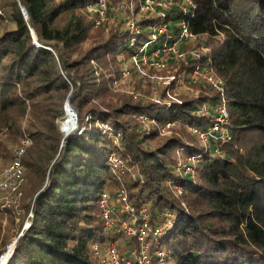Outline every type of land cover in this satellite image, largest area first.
Wrapping results in <instances>:
<instances>
[{
    "label": "trees",
    "instance_id": "16d2710c",
    "mask_svg": "<svg viewBox=\"0 0 264 264\" xmlns=\"http://www.w3.org/2000/svg\"><path fill=\"white\" fill-rule=\"evenodd\" d=\"M96 1L0 0V154L9 155L7 135L24 120L35 147H43L41 155L25 151L21 200L4 208L12 231L0 248L16 237L6 264H111L104 253L111 242L118 264H141L137 235L105 229L100 214L97 201L107 191L115 214L130 222L121 188L133 206L134 228L143 203L152 228L162 211L175 216L160 235L146 237L148 264H159L157 250L161 264H264V0H190L186 11L169 5L163 21L171 36L155 40L149 25L159 16L135 17L137 33L126 25L133 12L116 13L117 1L107 0L99 21L86 10ZM182 20L199 57L187 52L161 73L183 72L186 88L177 90L172 81L157 88V100L144 88L151 89L148 80L130 82L144 88L142 97L116 89L113 81L123 79L120 52L150 54L177 36ZM195 64L219 77L220 88L191 80ZM67 98L77 126L64 136L54 121ZM218 106L227 133L200 142L192 129L208 131ZM42 110L52 120L38 125ZM139 114L151 120L147 130L137 123ZM110 154L122 159L123 171L113 169ZM190 154L195 171H176L175 163Z\"/></svg>",
    "mask_w": 264,
    "mask_h": 264
},
{
    "label": "built area",
    "instance_id": "2783aa9c",
    "mask_svg": "<svg viewBox=\"0 0 264 264\" xmlns=\"http://www.w3.org/2000/svg\"><path fill=\"white\" fill-rule=\"evenodd\" d=\"M152 2V0H149ZM183 2H177V1H160V0H154L155 3L153 5H150L151 9H159L160 11H163V6L166 4L177 6L178 8L182 9L183 11H186L187 5L191 4L190 0H182ZM144 2V0L142 1ZM101 4L102 0H97L95 4H88V10H91L93 8L97 9L98 18L99 14L101 13ZM103 13V12H102ZM162 14V12H161ZM103 15V14H102ZM101 16V15H100ZM159 16V15H158ZM162 16H166V12L164 10V14ZM161 16L160 21L155 24L149 25V35L151 39H157L158 37L162 36L160 31L158 29L161 25L160 23H163V17ZM103 17V16H101ZM160 17V16H159ZM100 19V18H99ZM98 19V20H99ZM97 20V21H98ZM96 21V22H97ZM128 24L130 27H128L133 32H139L140 27L136 24V21L133 17H130L128 20ZM180 30L177 36L171 41V42H163L160 48H157L153 51H151L150 54H143L141 55L142 59L144 56L155 54L158 56L157 61L154 64V66H162L163 58L167 55L170 56V58H177V59H184L186 56L185 50H182L179 45L182 43L187 42V40H193L195 38V35L191 33L188 28L187 24L184 20L180 23ZM167 28V26H166ZM167 32H169V29L167 28ZM160 35V36H159ZM171 36L170 33H168V36H163L164 38H169ZM133 44V39H130L129 45L131 46ZM148 42L144 43L143 50H146ZM190 54L193 55L194 58L199 57V53H195L192 49L189 50ZM123 53V52H120ZM135 59L137 58L135 54L131 55ZM190 79L193 81L203 80L207 83L211 84L212 86L216 88H220L221 85V79L217 76H215L211 70L199 66V64H195L194 68L191 70L190 73ZM134 97L138 96V93H133ZM157 99V98H155ZM202 110L204 112L207 111V107H202ZM217 116H215V120L213 124L210 126L208 131H202L198 129H192L193 132L196 133V135L202 139L203 142H206L209 135H214L215 133H220L222 137L226 135L227 130L225 128V125L227 124V118L225 116V109L224 106H218L217 107ZM143 115H141L142 117ZM171 123H166L160 128V131L162 133H165L168 131L169 125ZM30 144V140L28 138L24 139L20 144H18L14 149L12 153V158L10 163L7 165V167L3 171V175L0 178V189L7 191L9 195L7 198V206H10V202L14 203L17 200L19 192L20 184L23 180V173H24V166L22 163V157L27 149V146ZM108 160L110 161L113 169L118 171H123L125 168V165L122 161V159L114 154H110L108 157ZM196 162V158L194 155H188L184 159H179L175 163V170L176 171H182L184 174L186 173H192L194 172V164ZM169 184V181H167ZM177 189L179 190L180 187L177 186ZM17 193V194H15ZM118 198L121 201V207L122 210L129 213L131 218L130 222L125 219H121L120 217L116 216V200L111 198L109 193L107 191H102L100 193V196L98 198V206L100 208V214L102 217L104 228L111 231V232H120L122 231L125 234H135L137 235V238L140 242L139 246V253L137 255V259L141 264H148L149 263V256H148V247H149V240L146 239V237L149 235V233L152 232L153 235H160L164 230H166L169 227V222L175 220V216L169 214L168 211H162L159 213V217L161 218V221L158 222L153 228L150 227V225L147 222V217L144 212L145 209V203L141 205L140 213L141 216V222L138 223L137 228H134L133 223L135 218L133 216V206L127 201V194L124 189L119 190V196ZM15 242V239L12 240L11 243L8 244V247L13 246V243ZM93 248L95 251L99 250L98 244L95 242L93 243ZM8 251V250H7ZM104 253L105 257L108 259L111 264H118L121 260V257L118 254L117 248L113 242L107 244L104 246ZM134 253V251H133ZM156 256L158 257V263H162L163 259V251L157 250L155 252ZM0 255V264H1V257ZM129 262L128 260L126 261ZM3 264V263H2Z\"/></svg>",
    "mask_w": 264,
    "mask_h": 264
},
{
    "label": "rangeland",
    "instance_id": "374dc122",
    "mask_svg": "<svg viewBox=\"0 0 264 264\" xmlns=\"http://www.w3.org/2000/svg\"><path fill=\"white\" fill-rule=\"evenodd\" d=\"M116 1H117L116 13H121L124 9H128L130 13L133 12L132 17H134V19H135V17H138V15H140V14H147L150 16H158L159 15L160 16L159 20H160L162 14H164V9H167L169 7V5L166 4L165 6H163L164 7L163 11H160L159 9H156V10L151 9L150 5H153V3H155L154 0H152L153 3H151V1H149V0H144V2H142L143 0H116ZM160 1L167 2L170 0H160ZM106 3H107V0H102L101 10H100L101 13L99 14L100 19L98 18L99 21L104 19L105 15H106ZM135 7L137 9H135ZM86 10L88 12H97V9H95V8L88 10V6L86 7ZM161 12H162V14H161ZM97 15H98V13H97ZM100 15L103 17H101ZM163 18L166 20L165 16ZM97 23H98V21L95 22V24H97ZM160 24L161 25L159 26L160 28L158 29V31H160L162 36H168L169 32H167V28H166L167 22L165 21V22L160 23ZM126 25H127V27H130L128 22L126 23ZM0 28H1V26H0ZM92 28L95 29V27H92ZM190 41L188 40V42H187L188 46L186 47L184 52L190 53L189 50L192 49L193 51H195V53H199L198 48L192 47L193 40H190ZM119 57L122 59V61H121V74H122V78L124 79V81H123V79L120 80L121 82L119 80H114L113 83H114V87L116 89H119L120 91L129 92L133 95V97H134L133 93H138V97H142L145 95V91L143 90L145 88V90H148L149 92L152 91L151 96L149 98L154 100L155 98L158 97V95H157L158 91L157 90L159 88H161L163 85H167L168 83H171L172 81L174 82L173 84H174L175 89L180 90L182 88H186L187 82L184 79L185 76H184L183 72L178 73V74H172V75L161 73V70L164 67H167L168 64H170L169 61H171V60H184V59L170 58V56L167 55L165 57H162L163 62H164L162 64V66H154L153 63H155L157 61L156 59H158V56H156L155 54L150 55L149 57H148V55H146L142 59H138V58L135 59L133 56L127 57L126 54L120 53ZM169 67H171V66H169ZM132 71L134 72V75H132ZM138 79H141V80L144 79L146 81L148 80V83L151 85V89H146V87H144V88L142 87L143 89L132 88L130 82H132L134 80H138ZM122 83H124V85H122ZM169 93H170V90H169ZM51 99H55L53 101V102H55L57 98L52 97ZM65 102H66V100H65ZM65 102L63 105L64 109H65ZM67 109H69V108H67ZM45 113H46L45 110L41 111V114L39 116L40 121H38L37 119H34L38 123V125L43 124V123H48V121L52 120V114H51L52 112L46 113V115H44ZM66 115H67V111H66ZM66 115H65V110H64V114L62 115V117L56 118L54 121L57 124L59 131H61L59 121H61V118L62 119L65 118ZM141 115H143V116L141 117ZM73 119H74V114H73ZM136 121L145 130H147L149 128L150 124L152 123L151 120L148 119L147 116L144 114L137 115ZM74 122H75V120H74ZM24 125H25V120L21 122L19 131L16 130V127H12L13 130H10V128H9V130L11 132L9 135H7V145H8L7 148L9 150V155L6 157V156H2V154H0V178L3 175L4 169L7 167V165L11 161L10 158H12L11 156H12L13 149L18 144H20L24 139L28 138L30 140V144L27 146L28 150L26 149L27 153H29V151H30V154H31L33 150L35 151V149H36L37 155H41L43 153L41 151V150H43V147H40L37 145L35 147V143L32 142L30 136H28L27 133L25 132ZM72 129L70 130V132L73 131ZM63 135H64V133H63ZM197 138L199 139L200 142H203L202 139L199 138L198 136H197ZM194 171H195V169H194ZM22 183H25L24 176H23V180L20 184V187L18 188L20 194H18L17 200L14 203L10 202V206H7V198H6L9 195V193L7 191L0 189V225L2 226L0 228V242H2L5 238V236L8 234V231H7L8 229H9V231H12V230H10V229H12V223L10 222L9 212L4 208H9V207L15 208L18 206V204L21 200V196H22V192H21ZM15 194H17V193H15ZM116 216H118L117 213H116ZM16 218L19 219V216ZM18 219H16V220H18ZM29 224H30V220H25L23 227L27 228ZM15 238H16L15 235L11 236L10 241L5 243L4 246L2 248H0V255L5 254L4 252L6 251L8 244L11 243L12 240H14Z\"/></svg>",
    "mask_w": 264,
    "mask_h": 264
},
{
    "label": "water",
    "instance_id": "95a60500",
    "mask_svg": "<svg viewBox=\"0 0 264 264\" xmlns=\"http://www.w3.org/2000/svg\"><path fill=\"white\" fill-rule=\"evenodd\" d=\"M22 12H23L24 16L27 15L26 9H25L24 7H22ZM31 35L33 36L34 39L37 38L36 33H35V31H34L33 29H31ZM67 108L71 109V112H72V113L74 114V116H75V122H74V124H73V129H74V128H76V126H77V113H76V111L73 109V107L71 106V103H70V99H69V98H67V100H66V102H65V109H64V110H65V115H66V109H67ZM60 122H61V121H59V124H60ZM60 130L64 133V136L70 133V131H67V129H66L65 127L63 128L62 126H60ZM14 244H15V242L13 243V246H12V248H11V250H10V253L6 256V258H5L4 262H3V264H6L7 261L9 260L10 256L12 255L13 250H14ZM9 248H10V247H7V250H8V251H9ZM8 251H7V253H8Z\"/></svg>",
    "mask_w": 264,
    "mask_h": 264
},
{
    "label": "bare ground",
    "instance_id": "6f19581e",
    "mask_svg": "<svg viewBox=\"0 0 264 264\" xmlns=\"http://www.w3.org/2000/svg\"><path fill=\"white\" fill-rule=\"evenodd\" d=\"M67 111V115L65 116V118H61V122H60V126H62L63 128L65 127L67 129V131H70L73 128V124H74V120H75V116L73 119V113L71 112V109H66ZM11 249V247L9 248V250ZM5 254H3V256L1 257V264L4 262L6 256L10 253V251L4 252Z\"/></svg>",
    "mask_w": 264,
    "mask_h": 264
}]
</instances>
